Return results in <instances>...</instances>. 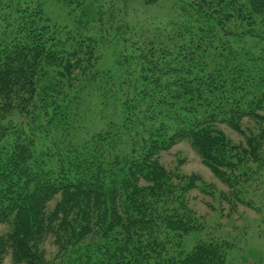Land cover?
Masks as SVG:
<instances>
[{
	"label": "trees",
	"instance_id": "obj_1",
	"mask_svg": "<svg viewBox=\"0 0 264 264\" xmlns=\"http://www.w3.org/2000/svg\"><path fill=\"white\" fill-rule=\"evenodd\" d=\"M90 2L0 0V264H225L226 239L184 250L196 182L158 156L188 140L222 182L262 178L263 137L234 146L217 126L264 122V0L184 1L117 74L93 67Z\"/></svg>",
	"mask_w": 264,
	"mask_h": 264
},
{
	"label": "rangeland",
	"instance_id": "obj_2",
	"mask_svg": "<svg viewBox=\"0 0 264 264\" xmlns=\"http://www.w3.org/2000/svg\"><path fill=\"white\" fill-rule=\"evenodd\" d=\"M92 1L89 6L93 8L91 11L96 22L92 25L89 36L94 38L98 45L97 49L93 50V67L99 72L110 71L117 74L119 67L116 62L119 60L118 62L124 65L120 60L127 58V49L138 35L168 31L170 27L186 20L179 8L188 0H156L153 3H146L144 0ZM175 20L177 23H170ZM130 67L135 69L136 73L139 72V68L134 67V64ZM217 127L230 145L244 146L246 140L254 139V136L263 137L259 144L264 145V122L260 118H247L234 126L222 124ZM260 132L263 136H258ZM158 161L176 178L175 183L190 182L192 185L196 182V186L184 193V204L195 212L201 229L184 238L186 252L191 250L199 239L222 238L233 244L225 264H264V175L261 179L250 176L243 181L233 175L230 178L231 183L226 184L203 163L201 156L188 140L178 142L161 152ZM246 166L257 168L258 165L251 161ZM239 172L236 171V174ZM56 201L57 199H54L49 203L48 208H52ZM246 203L252 207L246 206ZM7 230L6 225L0 224V235ZM41 249L45 259L52 261L57 251L53 239L47 238ZM1 264L14 263L10 255H7ZM56 264H60L58 260Z\"/></svg>",
	"mask_w": 264,
	"mask_h": 264
}]
</instances>
